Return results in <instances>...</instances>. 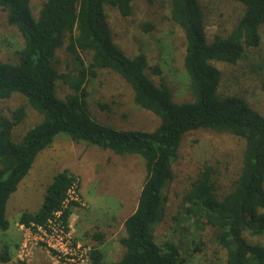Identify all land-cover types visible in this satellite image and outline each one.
Segmentation results:
<instances>
[{
  "label": "trees",
  "instance_id": "obj_1",
  "mask_svg": "<svg viewBox=\"0 0 264 264\" xmlns=\"http://www.w3.org/2000/svg\"><path fill=\"white\" fill-rule=\"evenodd\" d=\"M233 1L243 5L241 17L226 35L216 34L209 43L199 1L169 0L171 18L184 32L183 64L193 95L192 101L177 103L165 84H155L147 76L145 54L127 56L112 38L105 4L127 16L131 0H44L37 17L30 0H0L8 23L17 28L23 41L17 62H0V99L19 94L41 115L18 142L12 139V129L23 120L25 106L13 110L11 117L0 116V231L10 225L6 218L10 195L37 154L62 134L76 143L117 155H138L145 162L146 177L137 206L124 220V235L118 238L124 247L122 257L104 261L100 248L103 234L95 232L92 237L98 244L88 252L89 264H187L199 247L188 246L182 232L185 221L195 230L213 228L217 243L226 250L225 264H264V246L243 235L246 231L264 236V116L240 96L217 94L221 72L213 63H236L248 49L260 44L264 0ZM151 27L146 25L145 29ZM66 32L67 49L75 56L76 70L72 74L59 73L54 67L56 50L63 44ZM80 52L90 53L87 64ZM100 69L121 76L132 89L134 104L159 117L154 130H120L92 118L86 82ZM154 72L159 74L160 69L155 66ZM58 79H64L74 90L64 100L56 92ZM198 129L228 132L245 141L239 176L234 187L219 197L216 170L205 165L183 194L180 211L173 217L180 237H170L159 245L154 228L164 215L172 163L183 137ZM73 184L79 186L72 172L66 168L57 172L38 210L23 211L19 223L33 230L46 226L53 212L61 209L67 189ZM77 205L71 202L62 211L65 226L72 206ZM10 259L5 246L0 251V261Z\"/></svg>",
  "mask_w": 264,
  "mask_h": 264
},
{
  "label": "rangeland",
  "instance_id": "obj_2",
  "mask_svg": "<svg viewBox=\"0 0 264 264\" xmlns=\"http://www.w3.org/2000/svg\"><path fill=\"white\" fill-rule=\"evenodd\" d=\"M44 0H30L35 17ZM204 13L207 41L212 43L216 34L226 35L243 13V5L233 0H198ZM105 13L112 38L127 56L143 53L146 56L147 76L169 89L174 102L193 100L189 79L184 70L185 37L182 28L171 18L169 0H131L127 16L105 4ZM151 25L150 29H145ZM260 44L246 51L236 63L213 61L221 76L217 88L219 96L236 95L244 98L252 109L264 116V25L260 26ZM69 33L56 50L54 67L59 73L72 74L76 70L75 56L67 49ZM22 37L0 8V62L15 63L22 48ZM84 63L90 53H79ZM155 66L160 73L154 72ZM87 106L93 119L120 130L152 131L159 125V117L133 102V92L117 73L100 69L86 82ZM56 92L64 100L74 90L64 79L57 80ZM25 106L23 120L13 127L12 139L20 141L41 115L30 107L23 96L14 94L0 99V116L11 117L17 107ZM106 106V107H102ZM245 141L228 132L198 129L187 133L181 142L177 158L173 161L172 178L168 182L166 204L162 219L154 228L157 244L181 235L173 217L180 211L183 194L205 165L216 170L219 197L235 185L242 164ZM68 169L78 179V205L72 206L68 219L74 243L89 252L98 241L92 235L103 234L100 248L104 261L119 260L124 247L118 238L124 235V220L136 208L138 196L146 177L144 160L135 154L117 155L111 150L76 143L65 135H58L50 146L41 150L28 173L19 182L6 204L9 228L0 231V251L7 246L11 259L0 264H17L22 249L26 264H89L58 258L48 251L35 234H28L18 221L23 211L33 212L40 207L47 185L53 176ZM182 232L190 248L199 247L188 258L187 264H225L226 250L216 241L213 228L201 230L187 227ZM179 230V229H178ZM181 231V230H180ZM252 243L264 246V236L243 232ZM195 240V242H192ZM26 244V248L24 247Z\"/></svg>",
  "mask_w": 264,
  "mask_h": 264
},
{
  "label": "built area",
  "instance_id": "obj_3",
  "mask_svg": "<svg viewBox=\"0 0 264 264\" xmlns=\"http://www.w3.org/2000/svg\"><path fill=\"white\" fill-rule=\"evenodd\" d=\"M77 189L78 187L75 184L67 189L61 209L53 212L46 226H36V230H33L31 227L25 228L28 234H35L33 236L34 241L44 243L48 251L56 257H62L72 262L76 260L84 262L89 260L88 251L80 249V246L73 242L74 239L72 232L69 230V224L65 226L61 218L62 211L68 208L71 202L78 203ZM24 247L26 248V244H24ZM26 254L24 249L20 251L18 254L20 261L24 259L23 256H26Z\"/></svg>",
  "mask_w": 264,
  "mask_h": 264
}]
</instances>
